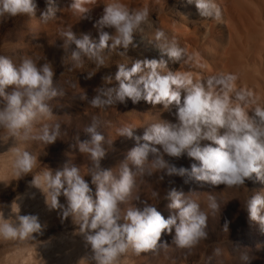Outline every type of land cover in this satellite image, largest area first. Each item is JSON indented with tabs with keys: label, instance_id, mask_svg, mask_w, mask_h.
<instances>
[{
	"label": "clouds",
	"instance_id": "1",
	"mask_svg": "<svg viewBox=\"0 0 264 264\" xmlns=\"http://www.w3.org/2000/svg\"><path fill=\"white\" fill-rule=\"evenodd\" d=\"M52 0H46L51 4ZM194 3L201 17L219 21L221 10L216 0H187ZM86 0H70L68 9L81 18L90 10ZM102 13L94 27L98 40L87 34L77 38L71 29L61 33L63 47L74 45L70 58L79 64L81 56L94 62L97 71L105 67V49L110 53L127 56L135 47L134 34L149 23L146 7L130 8L123 0H104ZM37 9L36 0H0V20L16 16H33ZM52 17L49 8L42 11L41 22ZM111 29L109 34L102 29ZM149 43L160 53V59H143L131 62V66L117 64L115 87L97 89V95L90 100L92 108H106L126 98L133 104L143 100L162 105L164 110L175 107V120L159 119L147 126L143 134L134 135V128L125 125L116 130L119 137L134 140L135 146L126 154L117 174L102 169L100 161L107 151L105 137L98 130V122L83 129L88 137L80 141L75 137L76 147L86 154L91 167L86 175L76 165L66 163L53 171L48 167L31 174L37 157L19 147H12L13 174L21 178L32 175L30 185L40 190L49 210H59L61 222L71 218L77 226L74 234L83 237L88 253L77 264H117L118 259L131 250L136 254L166 248L160 240L161 233H172V244L178 248H189L207 237L208 212L215 214L220 209L217 197L206 194V208L197 199L178 191L175 187L166 189L165 199L171 214L164 218L157 207L137 197L138 203L121 209L134 187V177L162 172L164 176L188 177L213 186H244L245 180L253 174L259 180L264 178V103L257 102L253 91L237 85L238 76L223 72L196 78L191 71H173L167 67L163 57L179 64H187L191 56L169 40L165 32L156 28ZM94 74H87L91 78ZM54 71L49 62L38 64L30 56L19 63L0 55V129L13 140H36L49 145L57 140L61 125L55 121L52 102L62 96L53 86ZM112 78H105L107 83ZM183 93V97H182ZM84 99V97H81ZM44 123H41V122ZM40 124L39 128L35 125ZM220 130H223L222 132ZM202 141L209 143L202 144ZM158 146V147H157ZM186 154L191 158L189 168L177 167L165 157L179 158ZM151 157V159H149ZM129 164L133 169L129 168ZM90 177L89 186L84 177ZM187 183V180H185ZM191 193V192H190ZM63 196L64 203L59 198ZM156 197L157 193L152 192ZM18 199V198H17ZM12 215L5 218L0 211V240H35L46 225L36 215H20L16 200L10 204ZM244 208L251 221L257 222L264 231V194L248 196ZM228 231L227 221L223 229ZM219 252V250H216ZM239 259L248 264L246 252Z\"/></svg>",
	"mask_w": 264,
	"mask_h": 264
},
{
	"label": "rangeland",
	"instance_id": "2",
	"mask_svg": "<svg viewBox=\"0 0 264 264\" xmlns=\"http://www.w3.org/2000/svg\"><path fill=\"white\" fill-rule=\"evenodd\" d=\"M69 2L70 0H52L51 4H47L46 0H36L37 9L33 16H16L0 20V55L10 58L13 63H19L21 58L28 56L38 64L49 62L54 71L53 86L58 92L63 93L50 102L53 114L57 118L48 123L59 122L61 125L60 134L54 143L46 145L36 140H13L3 129H0V211L3 210L5 218L12 215L9 206L13 200H16L20 207V215H36L40 223L46 225L42 234H33L35 240L27 238L0 240V264H77L81 257L89 254L83 237L74 234L77 226L72 223L71 218L61 222L59 210H49L40 190L30 185L31 174L41 172L47 167L55 171L64 164L70 163L80 168L82 175H86L91 167V161L86 154L78 151L75 137L79 134L80 141L88 139L83 129L95 120L99 125L98 130L106 141L111 142V144L105 143L107 153L100 161V167L112 170L115 175L120 164L125 162L127 152L136 143L130 138L119 137L116 130L131 125L135 129L134 135L140 136L144 129L152 124L153 105L143 100L133 104L126 98L124 103L117 102L103 109L92 108L89 103L98 94L97 89L116 86L114 75L117 64L123 63L130 67L132 61L153 59L154 56L158 60L157 55L152 56L147 49L149 44L145 40L148 35L140 34V31L135 33L133 39L135 47H130L127 56L117 55L118 50L109 53L105 49L102 53L106 57L105 67H101L98 71L94 62L86 57L81 56L77 64L70 58L75 46L69 45L65 50L61 33L71 29L77 38L87 34L91 39L98 40V30L94 25L102 13L104 0H86L84 6L90 10L83 18L68 9ZM123 2L130 8L146 7L149 16L151 13L160 12L163 8V0H123ZM49 8L52 10V17L46 23L41 22V12ZM145 26L141 30H144ZM102 30L109 34L112 32L108 28ZM89 73L94 75L86 78ZM106 77L112 78L110 83L105 81ZM82 96L84 99L81 98ZM35 127L39 128L40 124ZM12 147H19L37 157L36 166L31 174L21 178L13 174ZM165 159L185 169L194 163L186 154L179 158L166 156ZM129 168L134 170L131 164ZM159 175L163 173L153 171L151 175L147 172L144 175L137 174L134 177L133 190L128 199L120 205L121 209L138 203L136 198L139 197L156 206L157 211L167 218L172 210L167 207L169 201L164 198L166 189L175 187L178 191L191 195L198 200L202 208H206V194L213 193L217 197L220 209L215 214L208 212L205 229L207 237L189 248H178L171 242L172 233L162 232L158 244L163 241L168 244L166 248L157 247L155 250L140 254L129 250L118 259L117 264H244L239 259L243 252L249 257L248 264H264V231L257 222L249 219L244 208L249 191L252 189L245 187L246 184L239 187L213 186L186 176H164L163 180L158 182ZM84 179L89 182L94 192L95 188L90 183V177L85 176ZM261 184L262 182H259V189L257 187L254 189L255 193L263 190ZM153 191L157 193L156 197L152 196ZM59 201L64 203L63 196ZM226 221L228 231L222 230ZM217 249L219 252L216 251Z\"/></svg>",
	"mask_w": 264,
	"mask_h": 264
},
{
	"label": "bare ground",
	"instance_id": "3",
	"mask_svg": "<svg viewBox=\"0 0 264 264\" xmlns=\"http://www.w3.org/2000/svg\"><path fill=\"white\" fill-rule=\"evenodd\" d=\"M216 2L221 10L219 21L201 17L195 4H189L187 0H163L162 10L151 13L149 23L144 30H140V34L148 35L144 39L149 44L147 49L152 56L161 58L158 50L149 43L154 30L160 28L169 40L174 39L191 56L187 64L163 57L169 70L191 71L196 78L223 72L235 73L238 76L237 85L251 89L256 101L264 103V0ZM174 114V106L164 110L162 105H155L151 110V122L159 119L174 121ZM259 182L263 187L260 193L264 194V178L258 180L253 174L245 182V187L252 189L249 197L255 194L256 187L260 188Z\"/></svg>",
	"mask_w": 264,
	"mask_h": 264
}]
</instances>
